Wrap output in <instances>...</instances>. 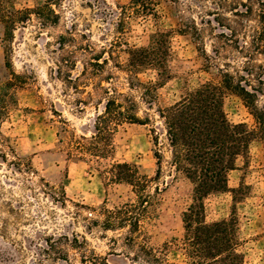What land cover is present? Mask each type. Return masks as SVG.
<instances>
[{
  "label": "rangeland",
  "instance_id": "rangeland-1",
  "mask_svg": "<svg viewBox=\"0 0 264 264\" xmlns=\"http://www.w3.org/2000/svg\"><path fill=\"white\" fill-rule=\"evenodd\" d=\"M226 1H163L142 12L131 0H14L16 9L31 10L29 19L16 26L8 53L25 83L2 132L16 140L31 170H18L11 155L6 163L0 161V250L6 259L1 264H153L143 249L163 252L168 263L185 264L177 245L184 237L182 217L192 203L193 185L176 172L156 111L205 82H219L220 71L246 76L245 54L235 47L237 41L249 45L257 22L255 15L235 16L233 9L243 11L239 1L251 4L254 12L257 6ZM191 20L201 31L200 40L173 32ZM157 32L170 34L169 79L148 106L142 89L129 88L125 65L128 50L148 46ZM1 35L0 26V40ZM254 62L264 65L262 56H254ZM3 65L0 43L2 79L7 77ZM251 73L249 84L262 86L256 105L264 108V69ZM138 78L157 80L151 69ZM118 93L136 103L138 117L148 118V124H122L108 156H85L76 139L91 136L106 99ZM223 111L232 125L255 129L237 95L224 94ZM117 163L135 165L150 180L151 199L133 242L126 229L109 231L100 223L102 207L114 210L136 201L131 186L110 180ZM227 187L205 200L206 222L233 225L243 264H264V141H251L228 172Z\"/></svg>",
  "mask_w": 264,
  "mask_h": 264
},
{
  "label": "trees",
  "instance_id": "trees-1",
  "mask_svg": "<svg viewBox=\"0 0 264 264\" xmlns=\"http://www.w3.org/2000/svg\"><path fill=\"white\" fill-rule=\"evenodd\" d=\"M163 1L177 0H131V3L142 12H149ZM247 1L256 3L255 12L251 4L243 1L236 4L243 9L242 12L233 9L235 16L255 15L257 22L249 35V45L237 41L235 47L239 53L245 54L246 76L243 74L237 78L227 71H220L219 82H205L187 91L173 105L156 111L165 130L172 164L176 172L181 173L193 185L192 203L182 217L184 237L177 245L185 256V264H243L236 228L223 221L207 223L205 200L211 195L225 193L228 190L227 174L235 169L236 160L246 154L253 139L264 141V108L256 105V97L261 93L262 86L254 87L247 79V76H252L251 72L255 68L264 69V65L254 62L256 55L262 56L264 60V0ZM224 2L229 4V1ZM30 11L16 9L14 0H0V43L4 51L3 67L7 72L6 78L2 79L0 76V161L6 163L7 157L11 155L14 158L13 165L26 173L31 170L30 161L22 155L16 140L2 132V123L8 117V109L16 107L18 91L25 83L24 77L13 70L8 53L16 26L29 19ZM182 26L173 32L191 35L194 40H200L201 31L193 20L190 25ZM227 29L233 36L236 34V31ZM169 37L170 34L157 32L151 36L148 46L129 49L127 52L125 72L129 77V88L142 89L143 99L148 106L155 103L156 90L169 79L166 67ZM145 69L155 71L157 80L147 83L140 81L138 75ZM257 82L263 85L262 79ZM226 92L237 95L243 101L255 120L254 130L247 129L244 124L229 123L223 111ZM148 122V118L143 120L138 117L137 105L130 97L118 93L116 97L106 99L103 112L95 117L91 136L76 139V147L85 156L95 160L104 158L113 150L112 139L118 127L122 124L145 125ZM155 157L159 172L160 156L157 152ZM110 180L131 186L136 201L114 210L102 207L101 227L109 231L126 229L129 240L133 242L151 199L146 191L150 180L140 175L135 165L128 163L112 165ZM64 201L65 197L62 195L61 205ZM60 240L68 241V238L62 236ZM143 250L148 262L172 264L163 258L165 254L161 251L155 253L151 249ZM3 261L6 259L0 250V264Z\"/></svg>",
  "mask_w": 264,
  "mask_h": 264
}]
</instances>
